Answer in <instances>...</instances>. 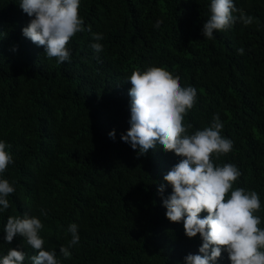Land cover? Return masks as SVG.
Masks as SVG:
<instances>
[{"label": "trees", "instance_id": "obj_1", "mask_svg": "<svg viewBox=\"0 0 264 264\" xmlns=\"http://www.w3.org/2000/svg\"><path fill=\"white\" fill-rule=\"evenodd\" d=\"M18 2L0 0V139L10 145L3 176L15 189L0 214V255L20 245L30 264L37 250L19 235L3 240L7 216L24 212L41 219L43 246L56 249L61 264H183L198 252L199 234L189 238L182 221L170 222L157 192L182 157L157 148L137 159L120 139L130 126L126 79L145 66L196 88L182 121L190 133L219 115L233 146L214 163L237 165L233 188L259 194L264 227V0H235L253 23L214 30L213 39L201 33L210 0H81L88 30L70 38V60L59 64L22 35L30 18ZM96 32L99 53L90 47ZM170 191L166 184L163 196ZM70 223L80 240L65 259L58 250ZM217 264H230L226 253Z\"/></svg>", "mask_w": 264, "mask_h": 264}, {"label": "clouds", "instance_id": "obj_2", "mask_svg": "<svg viewBox=\"0 0 264 264\" xmlns=\"http://www.w3.org/2000/svg\"><path fill=\"white\" fill-rule=\"evenodd\" d=\"M80 2L19 0L17 5L30 18L21 28L22 35L43 46L44 54L55 57L56 63L69 61L70 38L88 30L78 13ZM208 7L210 14L201 28L203 37L208 39L214 38V30L230 28L236 22L247 26L255 19L237 8L235 0H210ZM160 23L156 20L154 27H159ZM91 35L90 47L95 53L101 52L103 33ZM236 51L243 54L244 48ZM126 80L131 84L128 89L130 126L121 133V141L130 145L137 159L157 148L171 150L182 157L163 176V181L171 188L170 193L163 196L165 183L158 185L157 192L166 209L165 217L170 222L182 221L187 237L199 234L198 252L186 254L183 264H217L222 252L227 254L230 264H264V227L258 226L261 217L255 214L261 209L259 194L255 190L233 188V182L241 175L237 165L214 163L213 157L228 153L233 146V141L221 134L224 125L219 115L213 114L208 126L190 133L188 129L192 125L182 121L196 102L194 86H182L178 76L155 66L133 69ZM108 135L115 139V129ZM9 148L10 145L0 139V214L9 208L7 197L15 190L14 182L3 176L7 165L13 162ZM40 211L41 215L47 214L44 209ZM202 212L206 214L199 215ZM42 228V221L36 215L28 212L8 215L3 224V240L10 244L14 236L19 235L37 250L28 257L30 264H61L56 249L43 246ZM66 232L70 239L58 250L65 259L71 256L70 248L80 240L76 223L68 224ZM25 255L22 246L11 247L0 255V264H23Z\"/></svg>", "mask_w": 264, "mask_h": 264}]
</instances>
